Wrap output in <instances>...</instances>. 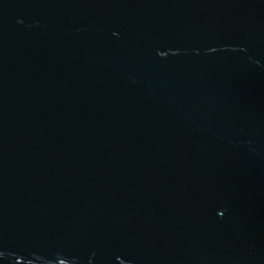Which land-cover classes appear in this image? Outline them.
I'll return each mask as SVG.
<instances>
[{
	"label": "water",
	"instance_id": "95a60500",
	"mask_svg": "<svg viewBox=\"0 0 264 264\" xmlns=\"http://www.w3.org/2000/svg\"><path fill=\"white\" fill-rule=\"evenodd\" d=\"M0 264H264V0H0Z\"/></svg>",
	"mask_w": 264,
	"mask_h": 264
}]
</instances>
